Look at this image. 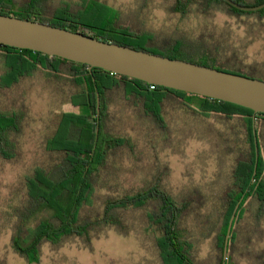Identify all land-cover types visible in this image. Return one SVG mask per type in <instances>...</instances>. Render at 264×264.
<instances>
[{"label": "trees", "instance_id": "trees-1", "mask_svg": "<svg viewBox=\"0 0 264 264\" xmlns=\"http://www.w3.org/2000/svg\"><path fill=\"white\" fill-rule=\"evenodd\" d=\"M141 8L153 0H140ZM171 13L181 19L191 15L212 18L219 11L254 16L248 23L264 35V8L244 11L225 0H172ZM259 5L264 0H235ZM124 14L107 0H0V14L38 21L134 49L181 59L219 70L264 80V64L257 66L241 56L242 43L232 28L191 35L178 25L151 28L144 10ZM3 86H11L38 72L55 88L60 102L75 109L57 113L56 129L46 139L49 163L37 165L24 181L16 211L12 246L30 263H38L45 242L55 246L79 237L86 244L115 229L129 234L141 225L152 234L163 264H235L236 253L264 264V247L255 246L264 236V113L224 100L150 84L100 67L50 56L31 49L0 44ZM154 86L152 88L151 86ZM98 94L100 114L98 112ZM138 106L141 116L162 133L169 130L165 106L175 102L205 123L217 118L223 128L207 124L217 136L216 145L230 156L231 169L220 188L186 187L175 197L160 178L133 192L95 197L108 166L120 151L134 142L111 131L112 101ZM78 109V110H76ZM22 116L0 110V157L16 158L14 136L21 132ZM164 133V134H165ZM121 154V153H120ZM228 251L226 235L235 209ZM211 238L215 255L199 259L202 240ZM2 262L0 261V264Z\"/></svg>", "mask_w": 264, "mask_h": 264}, {"label": "rangeland", "instance_id": "rangeland-1", "mask_svg": "<svg viewBox=\"0 0 264 264\" xmlns=\"http://www.w3.org/2000/svg\"><path fill=\"white\" fill-rule=\"evenodd\" d=\"M78 3L82 0H62ZM253 2L254 0H246ZM124 14H132L141 8L140 0H107ZM172 0H153L143 6L147 26L170 28L178 25L191 35L219 31L231 27L234 40L246 45L241 56L246 62H253L260 68L264 64V35L260 36L248 28V21L254 16L238 15L230 11H219L212 18L191 15L181 19L169 10ZM4 71L0 56V110L17 112L22 116L21 132L14 136L17 156L12 160L0 157V261L1 264H163L152 234L141 225L134 226L129 234L108 229L91 244L82 238L66 239L55 246L45 242L41 248L40 261L30 263L15 252L12 235L16 222V211L23 197L24 181L37 165L51 160L46 149L47 137L56 129L57 113L75 109L73 105L60 102L63 96H56L55 88L44 74L38 72L32 78L21 79L11 86H3ZM113 119L109 122L111 131L134 142L133 148L120 151L108 166V171L98 187L95 197L106 194L119 195L143 188L150 181L160 178L175 196L179 197L186 187L200 186L208 193L220 188L224 176L231 169L230 156L216 145L217 136L207 133V124L223 128L215 117L206 123L195 118L191 111L184 110L175 102L165 106L169 130L162 133L141 116L138 106L121 101L116 97L110 105ZM78 110V109H76ZM207 125V126H204ZM206 129V130H205ZM210 186H213L210 188ZM256 239L257 248L264 247V236ZM215 244L211 238L202 240L198 247L199 259L209 262L214 256ZM235 264H256L245 255L234 256Z\"/></svg>", "mask_w": 264, "mask_h": 264}, {"label": "water", "instance_id": "water-1", "mask_svg": "<svg viewBox=\"0 0 264 264\" xmlns=\"http://www.w3.org/2000/svg\"><path fill=\"white\" fill-rule=\"evenodd\" d=\"M237 9L257 11L259 5L225 0ZM0 44L31 49L50 56L100 67L112 73L235 103L264 113V80L217 68L174 59L128 46L106 42L80 32L38 21L0 14ZM98 112L100 97L98 94ZM234 211L226 235L225 257L231 236Z\"/></svg>", "mask_w": 264, "mask_h": 264}, {"label": "built area", "instance_id": "built-area-1", "mask_svg": "<svg viewBox=\"0 0 264 264\" xmlns=\"http://www.w3.org/2000/svg\"><path fill=\"white\" fill-rule=\"evenodd\" d=\"M151 87H152V88H154V86H153V85H152Z\"/></svg>", "mask_w": 264, "mask_h": 264}]
</instances>
